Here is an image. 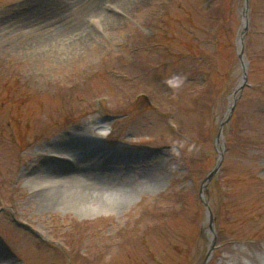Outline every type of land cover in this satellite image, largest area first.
<instances>
[{"label": "rangeland", "instance_id": "rangeland-1", "mask_svg": "<svg viewBox=\"0 0 264 264\" xmlns=\"http://www.w3.org/2000/svg\"><path fill=\"white\" fill-rule=\"evenodd\" d=\"M93 2L107 16L88 22L89 43L29 51L24 36L86 22ZM109 2L0 0L3 264H204L214 234L200 188L235 100L204 189L216 235L207 264H264V0H249L236 96L245 0ZM73 141L102 147L101 166L133 164L134 182L93 196L71 183L55 205L31 201L54 172L41 184L21 172Z\"/></svg>", "mask_w": 264, "mask_h": 264}, {"label": "bare ground", "instance_id": "bare-ground-1", "mask_svg": "<svg viewBox=\"0 0 264 264\" xmlns=\"http://www.w3.org/2000/svg\"><path fill=\"white\" fill-rule=\"evenodd\" d=\"M56 1H58V3ZM68 1L70 0H51V5L53 7L61 4L65 5ZM124 1L125 0H111L109 4L112 5L113 3L117 6ZM105 4H108V1H106ZM90 6L88 14H92L86 22L83 16L77 20H71L70 16L68 18L64 17L60 20V24H56L52 30L43 33V30H39L40 35L36 40H31L29 35L24 36L23 39L27 38L26 42L29 51L41 53L42 50H47L46 48H56L59 43L75 45L77 47H82L89 43L91 37H93V33L88 26V22L101 17L105 19L107 16L104 15L103 11L98 9L97 5L94 6V2L91 3ZM106 20H104V22H110ZM110 20L112 21L113 19ZM35 33H38V31H35ZM74 136L77 135H70L71 138H66L65 140H71ZM63 144L64 141L56 142L52 148L54 150L58 149ZM71 144H73L71 148L59 152L55 160L54 158L51 159L48 162L47 168H41L40 164H37L33 168L29 165L21 172V178L29 182H37L38 184L45 183V181L40 182V180L44 179V172H54L50 178L48 177L46 179V186L40 185L44 188L38 191L35 190L32 193L33 196L31 201L39 203L40 205H55L65 195L63 189L65 187L64 185L71 183H78L84 193H87L88 196H93L95 193L100 192L109 193L116 188L129 186L134 182V175L130 173V167L134 166L133 164L116 159L114 160L112 157V161L109 164L101 166L99 158L106 155V153L103 154L104 149L102 147L94 144V142L86 143L84 141H73ZM60 161H72L73 166L69 167L68 172H66L62 170L63 168L61 167ZM48 185L59 186H55L53 187L55 189H53L49 188ZM6 262H8V259L4 254L0 253V264Z\"/></svg>", "mask_w": 264, "mask_h": 264}, {"label": "water", "instance_id": "water-1", "mask_svg": "<svg viewBox=\"0 0 264 264\" xmlns=\"http://www.w3.org/2000/svg\"><path fill=\"white\" fill-rule=\"evenodd\" d=\"M248 10H249V0H245L244 7L242 9V18H243L244 30H243V34L241 35V38H240V47H239V59H240L241 65H242L243 76H242V83L240 84V86L238 87V89L234 93L235 96H236V94H238L239 92H241L244 89V87L246 86L247 81H248L247 64L244 60V48H243V46H244V36L243 35L247 31L248 21H249ZM235 103H236V100H235ZM235 103L231 106V112H230L229 118L225 122H222L220 124V130H219V133L217 135L216 142H215V144L217 146V151L219 152L218 162H217L215 168L213 170H211L206 175V177L204 178V180L201 184V188H200V199L204 202V205L208 208V216H209V222H210L209 229L214 234V237L212 238V243L209 247L208 255H207V258H206L204 264H207V262L210 260V258L212 256V251H213V249L215 247V243H216L214 221L212 218L211 210H210L208 204L204 201V196H205L204 195V189L207 187L208 182H210L212 180V178L220 171V168L222 166V162L224 159V148H223L222 144L220 143V140L223 139L224 125L229 121L231 114L233 112Z\"/></svg>", "mask_w": 264, "mask_h": 264}]
</instances>
